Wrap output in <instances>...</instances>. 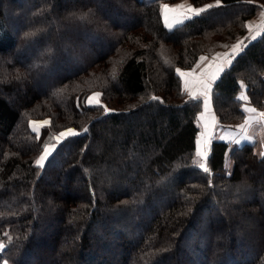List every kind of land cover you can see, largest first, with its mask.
<instances>
[{
    "label": "trees",
    "instance_id": "obj_1",
    "mask_svg": "<svg viewBox=\"0 0 264 264\" xmlns=\"http://www.w3.org/2000/svg\"><path fill=\"white\" fill-rule=\"evenodd\" d=\"M179 1L0 0V264H224L218 243L197 247L207 243L203 233L189 239L196 259L180 263L178 252L197 223L211 238L228 233L226 221L243 237L236 246L229 236L230 259L242 245L252 253L243 264H264V210L254 197L264 187V156L248 142L227 158L230 144L217 140L209 172L194 164L203 107L189 102L176 72L244 37L264 0H220L169 30L161 6ZM242 83L264 108V31L213 86L223 124L245 119L236 99ZM95 91L103 107L86 104ZM48 117L38 136L30 121ZM69 126L87 131L38 167L43 145ZM211 200L221 212L202 218ZM156 202L160 211L148 217ZM122 212L135 220L112 216Z\"/></svg>",
    "mask_w": 264,
    "mask_h": 264
},
{
    "label": "snow or ice",
    "instance_id": "obj_2",
    "mask_svg": "<svg viewBox=\"0 0 264 264\" xmlns=\"http://www.w3.org/2000/svg\"><path fill=\"white\" fill-rule=\"evenodd\" d=\"M220 6V0H216L215 4H209L205 5L201 8H196L191 5H189L186 9L187 13H191V15H186L184 13H180L179 16H173L171 20L169 19L168 12L169 11H175L176 9H182L184 8V5H176L174 8L170 7L167 4H164L161 6L164 16V23L165 26L172 30L174 28H177L185 23L186 20H191L195 16H199L205 11ZM264 15V13H262ZM182 17V18H181ZM264 23V22H262ZM245 27H248L249 29L252 28L251 24L245 25ZM257 35H260V33H257ZM256 37L253 36L252 39H255ZM242 44L243 41H238L235 45L232 46V52L231 53H217L216 57L213 58V60H216L219 57H224L223 60H221L219 63H216L214 66L212 62L207 63L203 67H201L199 64H197L196 68H193L192 71L184 72L180 69H176V72L179 74L181 78H183V84H184V92L188 94L189 96V102H196L198 105L202 104L203 111L200 113L199 118H203L205 114L209 111V106L211 103V94L213 89V84L220 79L221 73H224L226 71V68L231 65L232 59H229L228 57L237 55L240 51H242ZM207 57L201 56V61H207ZM199 68L200 72L198 76H195L196 69ZM211 69V71H209ZM189 77H194L193 81H189ZM100 93H94L92 96L86 97L85 102L86 104L94 107H103L100 105L99 100L97 97H99ZM153 100H160L159 97H151ZM239 101H248L249 97L241 93L237 98ZM79 103L77 104V107H79ZM105 113L109 111L106 107L104 108ZM245 113H250L253 115H248L247 118L244 120V123L238 125L239 129V135L240 139H236L235 137H225V136H216L212 137L211 134L208 131V126L205 124L204 130L201 131L199 134V137L197 139V149H196V156L200 157L202 160L206 161L208 157V152L206 151V146L211 143V140L213 138L215 139H221V140H230L232 143H240V140H251L252 136L249 134V127L253 124H261V126H264V122H262L258 117L264 118V112L257 113V109L254 107H246L244 109ZM33 124H36L37 122H32ZM41 125H48L50 122L45 120L42 122H39ZM33 131H38L37 128H33ZM84 131H87V129H84ZM76 130L69 128L65 132H61L58 137H56L57 144L49 145L44 144L43 145V152L41 155L36 159L35 164L43 168L45 165V161L48 160V158L52 155V150H55L58 144L62 143L63 140L74 137L79 135ZM261 156H264V152L260 153ZM194 164H196L203 172L208 173L209 168L206 166V163L201 162L200 160H195ZM5 245L3 243H0V252L4 250ZM4 264H7L5 261Z\"/></svg>",
    "mask_w": 264,
    "mask_h": 264
},
{
    "label": "rangeland",
    "instance_id": "obj_3",
    "mask_svg": "<svg viewBox=\"0 0 264 264\" xmlns=\"http://www.w3.org/2000/svg\"><path fill=\"white\" fill-rule=\"evenodd\" d=\"M182 1V0H181ZM180 2V1H179ZM173 4H176V3H173ZM192 4V3H191ZM193 5V4H192ZM169 6H172V4H169ZM194 6V5H193ZM205 6V5H204ZM194 7H196V8H198V6H194ZM200 8V7H199ZM15 29V28H14ZM21 52H23V53H29V55H30V57L32 56V54L34 55L35 53L33 52V51H30L28 48H23V50H21ZM208 55V54H207ZM200 56H202V54L200 55ZM73 58L75 59V57H69V58H67V59H72V60H70V61H75V60H73ZM200 58V57H199ZM198 58V59H199ZM196 65V64H195ZM194 65V66H195ZM193 66V67H194ZM193 67H191V68H184V69H192ZM183 69V70H184ZM181 70V69H180ZM180 77V76H179ZM180 79H181V77H180ZM181 82H182V80H181ZM184 87V86H183ZM94 93H100L101 95L99 96V97H97V99L99 100V103L101 104V102H102V93L100 92V91H95V92H92V93H90L89 94V96H92ZM88 96V97H89ZM211 98H212V94H211ZM212 104H213V102H212ZM107 107V106H106ZM214 108V107H213ZM107 109H109V111L111 110V108H107ZM258 109H260V108H258ZM263 109V108H262ZM202 111V110H201ZM200 111V112H201ZM199 112V113H200ZM214 113H215V111H214ZM215 115L217 116V114L215 113ZM217 118H218V116H217ZM43 119H45V118H42V120ZM46 119H49V122L51 123V119L48 117V118H46ZM218 120H219V118H218ZM33 121H37V120H33ZM197 121H198V125H199V114H198V118H197ZM30 122H32V121H30ZM219 122H220V120H219ZM38 123H39V121H38ZM38 123L37 124H33V123H31V128L33 129L34 127L35 128H37L38 129V131H36L37 133H38V136H40L41 135V130H42V127L43 126H46V125H41L40 127L39 126H37L38 125ZM49 123V124H50ZM221 123V122H220ZM48 124V125H49ZM221 124H223V123H221ZM224 126H230V125H232V124H223ZM71 126H69V127H66V129L67 128H70ZM87 127V126H86ZM86 127L85 128H83V130H79L78 128H76V127H74L73 126V128L72 129H74V130H79L80 132H78V133H81L82 131H84V129H86ZM65 129V130H66ZM64 129H63V131L62 132H64L65 131ZM60 130L58 131V132H61ZM199 131H200V126H199ZM199 131H198V133H199ZM35 132V131H34ZM58 132H56L55 133V135H54V139H55V141L53 142V143H51V144H49V145H53V144H57V141H56V137L59 135L58 134ZM106 135V134H105ZM198 137V136H197ZM217 141V140H216ZM197 142V141H196ZM252 142L254 143H256V148H257V151H258V153L260 154V149L258 148V141L257 140H252ZM59 145V144H58ZM58 145H57V147H58ZM56 147V148H57ZM56 148H55V150H56ZM196 149H197V144H196ZM43 150V149H42ZM55 150H52V154L54 153V151ZM42 152V151H41ZM40 152V153H41ZM40 153H39V155H40ZM38 155V156H39ZM38 156H37V158H38ZM51 157V156H50ZM49 157V158H50ZM36 158V159H37ZM48 158V159H49ZM197 160H200L201 162H203V163H206V166H207V161H208V157H207V160H206V162H204L200 157H197ZM48 161V160H47ZM47 161L45 162V164L47 163ZM228 164V163H227ZM249 177H250V175H249ZM124 187H125V189H129L130 188V186L127 184V183H125L124 184ZM254 197H255V199L261 204V206H262V209L264 210V187H261L260 189H259V191H257V193H255L254 194ZM223 198H225V197H223ZM173 199V198H172ZM171 199V200H172ZM170 200V201H171ZM217 201V200H216ZM215 200H211L210 202H209V204H207V206H206V208H204V210H203V214H201V216H202V218L204 217V218H206V217H210V218H216L219 214H220V212H221V209H219V205H218V203L216 202ZM166 202V201H165ZM168 202V201H167ZM219 202V201H218ZM147 212H146V215L148 216V217H150L151 216V214H153V213H156V212H158V211H160V207H159V205L157 204V202L155 203V204H152V206H149V211L148 210H146ZM114 212H118V211H114ZM121 215H119V214H117V213H112V216L114 217V219L116 220V219H121V218H123V219H128V221L130 220V221H134L135 220V218H136V215H134V214H132V213H128V212H122V213H120ZM141 215L142 214H145V213H143V212H141L140 213ZM115 216H116V218H115ZM229 221H226V223L225 224H227L228 226H227V231H228V229H229V231H228V233L227 234H224V235H222V234H220V233H218V234H216L215 236H213V237H211L210 238V231L209 230H207V228L205 229V226H198L197 224H199V223H197L196 225H195V227H193V228H191V229H188L187 231H186V233H185V235H184V238H183V246L184 247H182V248H184V250H180V252H178L179 254H178V258H179V262L180 263H183L188 257H190V255H191V258H193V259H196V257H194V255L192 254V250L193 249H195V248H193L192 247V245H191V242L189 241V239L190 238H192V237H194V235H196L197 233H203L204 234V237H206V239L205 240H207V238H209V239H211V240H213V242L212 243H214V245L216 244L217 245V243H218V245L219 246H217V247H221L220 249H218V248H216V250L220 253V257H221V259L224 257V261H222V263H224V264H239V263H244V262H247V261H249L250 260V258H252V253L250 252V248H248V246H242V245H240V249H239V251L241 252V254H238L237 255V257H235L233 260H231L230 259V253L232 252V250H231V248H229V236L230 235H233L234 236V239H235V242H234V240L232 241V239H231V241H230V244H232V245H239L240 243H241V241L243 240L242 238V235H240V233H238L236 230H235V232H234V229H232V228H230L229 226V224L230 223H228ZM144 226H146V224L144 225ZM139 227V226H138ZM138 227L136 228V232H134V233H136L135 235H131L130 236V239L132 240V242H136V241H138V239L141 237L140 236V234L142 233V232H140V231H138ZM124 228V225H119V226H117V230H120L119 232H121L122 230H124L123 229ZM140 232V233H139ZM234 233V234H233ZM210 240H207V243H200V244H198L197 245V247L200 249V248H206V246H208L210 243ZM237 247H235L234 249H233V251H236L237 249H236ZM236 249V250H235ZM107 254V253H106ZM27 259H29V258H25V260L27 261ZM172 259V258H171ZM184 259V260H183ZM168 262V261H167ZM172 264V263H171Z\"/></svg>",
    "mask_w": 264,
    "mask_h": 264
},
{
    "label": "crops",
    "instance_id": "obj_4",
    "mask_svg": "<svg viewBox=\"0 0 264 264\" xmlns=\"http://www.w3.org/2000/svg\"><path fill=\"white\" fill-rule=\"evenodd\" d=\"M209 4H212V3H209ZM207 4V5H209ZM176 5H184V8L182 9H176L174 12L173 11H169L168 12V15H169V19L171 20V18L173 16H179L180 13H184L186 15H191V13H187L186 12V9L189 5L193 6L189 0H182L180 2H176V4H172V8H174ZM194 7V6H193ZM199 8V7H198ZM201 8V7H200ZM262 13H264V8L262 9V11L260 12V14L254 18H251L250 20H248V24H251L252 25V28L249 29L248 28V31L246 33V35L244 37H242L241 39H239L238 41H243V44H242V49L245 47V45L250 42V41H253L257 38H259L261 36V34L263 33L264 31V15H262ZM182 18V17H181ZM257 33H260V35H257ZM255 36L256 38L255 39H252V37ZM237 41V42H238ZM236 42V43H237ZM236 43H234L233 45H235ZM232 45V46H233ZM232 46L229 48V49H221V50H218L216 51L215 53L211 54V55H207V54H202V56H205L207 57V61H201L200 58L198 59V61L196 62V65L193 67V68H196L197 64H199L201 67H203L204 65H206L207 63L209 62H212L213 66L216 64V63H219L221 60L224 59V57H219L217 58L216 60H213L214 57H216V54L217 53H231L232 52ZM241 52V51H240ZM239 52V53H240ZM238 53V54H239ZM237 54V55H238ZM235 55L234 57L233 56H229L228 58L229 59H232V62L234 60V58L237 56ZM201 57V56H200ZM232 64V63H231ZM229 67V66H228ZM227 67V68H228ZM192 69H181V71H184V72H189V71H192ZM226 68V69H227ZM209 71H211V69H209ZM199 72H200V69L197 68L196 69V73L194 74L195 76H198L199 75ZM223 73H221L222 75ZM189 81H193L194 77H189L188 78ZM182 80V84H183V78H181ZM217 82V81H216ZM215 82V83H216ZM214 83V84H215ZM213 84V86H214ZM184 86V84H183ZM241 93H244L248 96L247 94V89H246V84L245 83H242V89L240 90V93L239 95H241ZM238 95V96H239ZM249 97V96H248ZM241 105H242V108L245 109L246 107H254L257 109V113L259 112H264V108L263 109H258L250 100L248 101H241ZM202 111H203V108H202ZM201 111V112H202ZM200 112V113H201ZM200 113H199V117H200ZM245 119L247 118L248 115H253V114H250V113H245ZM46 119V118H45ZM43 119V120H45ZM244 119V120H245ZM258 119H260L262 122H264V118H260L258 117ZM38 121H42V119H39L37 121H33L32 122H37ZM49 121V119H48ZM244 123L241 122L239 124H233V125H230V126H224L223 124H221L217 118V116L215 115L214 113V108H213V104H212V98H211V103H210V106H209V111L205 114V116L201 119L199 118V126H200V131L198 133V137H199V134L201 133V131L204 130V125L206 124L208 126V131L209 133L211 134L212 137H216V136H225V137H235L236 139H240V135H239V129H238V125ZM37 126H41V124L38 123ZM66 131V130H65ZM64 131V132H65ZM58 134H60V132H58ZM249 134L252 136V139L251 140H240V143H232L230 140H221V139H215L213 138L211 140V143L208 144L206 146V151L208 152V157L210 155V152H211V145L213 143V141H216V140H221V141H226L230 144V147H229V150L226 154V157L229 158V155H230V150L233 148V147H239V146H242L243 144L245 143H248V142H252V140H257L258 141V148L260 149V153L261 152H264V126H261V124H256V123H253L250 127H249ZM59 136V135H58ZM57 136V137H58ZM197 137V139H198ZM204 161V160H203ZM46 162V161H45ZM206 162V161H204Z\"/></svg>",
    "mask_w": 264,
    "mask_h": 264
},
{
    "label": "bare ground",
    "instance_id": "obj_5",
    "mask_svg": "<svg viewBox=\"0 0 264 264\" xmlns=\"http://www.w3.org/2000/svg\"><path fill=\"white\" fill-rule=\"evenodd\" d=\"M45 120H47L48 121V119H45ZM45 120H42V121H45ZM42 121H40V122H42ZM30 123H32V122H30ZM37 124V123H36ZM40 124V123H39Z\"/></svg>",
    "mask_w": 264,
    "mask_h": 264
},
{
    "label": "water",
    "instance_id": "obj_6",
    "mask_svg": "<svg viewBox=\"0 0 264 264\" xmlns=\"http://www.w3.org/2000/svg\"><path fill=\"white\" fill-rule=\"evenodd\" d=\"M78 132H80V131L78 130ZM42 152H43V150H42ZM42 152H41V153H42ZM41 153H40V155H41ZM40 155H39V156H40ZM39 156H38V157H39Z\"/></svg>",
    "mask_w": 264,
    "mask_h": 264
}]
</instances>
